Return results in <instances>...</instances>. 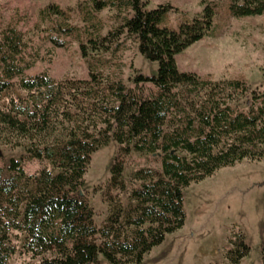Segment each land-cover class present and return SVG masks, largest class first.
I'll use <instances>...</instances> for the list:
<instances>
[{"label": "trees", "instance_id": "trees-1", "mask_svg": "<svg viewBox=\"0 0 264 264\" xmlns=\"http://www.w3.org/2000/svg\"><path fill=\"white\" fill-rule=\"evenodd\" d=\"M143 1L91 0L95 12L126 13L112 37L130 30L145 41ZM223 1L232 18L264 16V0ZM70 20L51 5L23 32L0 9V142L25 153L6 171L0 167V264H10L21 238L33 264H142L184 227L186 188L245 161L264 162V91L245 80L175 79L165 63L150 81L155 93L146 95L142 81L129 89L106 78L98 58L88 60L87 79L27 77L42 60L37 41L63 48L61 37L79 34ZM15 80L26 97L3 107ZM112 140L118 152L104 193L108 216L98 227L85 178L92 156ZM132 153L152 156L160 168L133 171L130 181L139 186L129 190L123 174ZM22 161L49 168L29 175ZM115 193H127V205ZM230 244L225 259L242 264L250 253L244 238L234 234Z\"/></svg>", "mask_w": 264, "mask_h": 264}, {"label": "rangeland", "instance_id": "rangeland-1", "mask_svg": "<svg viewBox=\"0 0 264 264\" xmlns=\"http://www.w3.org/2000/svg\"><path fill=\"white\" fill-rule=\"evenodd\" d=\"M143 3L150 39L145 41L142 36L130 35V30L112 37L110 33L123 23L126 13L109 8L95 12L91 0H0V9L4 21L15 19L23 32L32 30L39 22L40 10L51 5L71 13L69 25L79 28V34L60 38L63 48L44 39L37 41L42 60L25 73L27 77L44 73L56 81L87 79L88 60L98 58L103 61L98 70L106 78L122 82L129 89L142 81L146 95L155 93L150 81L163 73L165 63L172 68L175 79L245 80L253 89L264 91V16L232 18L223 0ZM213 4L218 5L216 10L208 7ZM25 97L15 80L1 105L5 107L11 98ZM117 152L113 140L96 152L85 178V194L98 227L108 216L104 193ZM24 156L22 148L0 142V167L5 171L12 159L21 161ZM22 164L29 175L49 168L46 162ZM146 168L160 166L152 156L132 153L123 174L129 190L139 186L130 181L131 173ZM115 194L127 205V193ZM184 212V227L169 235L142 264H229L225 253L231 249L234 234L241 235L250 249L242 264H262L264 162L245 161L186 188ZM23 241H14L17 253L10 264L37 262L25 252ZM100 263L107 264L102 258Z\"/></svg>", "mask_w": 264, "mask_h": 264}]
</instances>
